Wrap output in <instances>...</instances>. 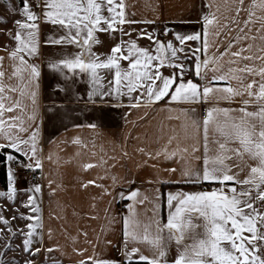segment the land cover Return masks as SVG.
Wrapping results in <instances>:
<instances>
[{
    "label": "crops",
    "instance_id": "crops-1",
    "mask_svg": "<svg viewBox=\"0 0 264 264\" xmlns=\"http://www.w3.org/2000/svg\"><path fill=\"white\" fill-rule=\"evenodd\" d=\"M209 2L210 0H125L126 12L133 14V19L155 23L124 25L125 30H131V36L122 39L136 40L140 47L154 48L155 45L147 38L139 37V30H144L162 42L172 41L179 47L175 40L176 33L182 35L200 33L201 40L187 41L185 46L203 49L205 39L203 17L210 11L206 6ZM211 2L214 6H219L221 13L227 17L223 21L225 25L236 20L238 11L241 20L247 19V14L240 10L245 5H250L255 9L252 18L256 22L254 26L249 25L250 30H247V34L249 37L264 35L259 31L264 26V19H260L264 17V12L258 9L260 0H244L243 4L236 0ZM21 8L22 5L12 15L10 42L8 44L0 42V71L4 73L3 77H0V85L5 89L2 94L5 98L2 101L5 122L10 116L21 117L24 127L31 129L33 125L28 123V117L33 114L37 117L35 121L38 125L37 147L42 163V168L38 172L41 179L34 182L21 177L16 179L14 184L18 191L25 193L26 202L29 186H41V193L37 194L41 209L37 215L41 217L43 226L40 230L42 242L35 245L39 248L37 257L41 258V262L34 260L33 263L53 264L55 261L57 264H80L81 261L96 257L123 264L125 219L128 220L129 232L137 236L136 240H128V248H135L138 254L152 259L154 257L152 246L143 239L145 228L150 233L149 239H152L156 236L157 227L152 220L159 221L161 226L167 223L169 212L175 210L169 209L167 205L168 195L211 193L221 187L219 183L202 180L199 183L186 181L183 176L186 168L200 169L202 172L204 158L202 126L199 130L194 127L191 116H186L184 110L195 109L196 116L203 121L210 104L172 102L169 97H165L154 104L142 103L139 107L133 108L129 106L127 96H121L119 102L115 96L101 100H96L95 97L89 99L87 93L91 91L92 84L86 75L83 77L77 75L74 79L65 80L49 70V61L59 60L66 53H74L76 49L73 46L46 44L49 36L58 37L63 34V30L43 19L38 22V52L31 57L25 55V60L29 64L37 65L40 72L39 77L30 83L26 71H16L22 69L19 55L15 59L11 57V53L17 48V42L13 37L19 29L15 21L24 19ZM35 11L41 12V9ZM166 29L168 34H165ZM222 31V28L218 30ZM235 35L238 33L233 25L230 36ZM97 36L100 43L94 45L93 50L102 56L110 54L112 47L120 39L119 36L113 38L110 33L103 32ZM208 40L209 53L218 49L224 51L226 38L217 35L213 39L209 34ZM251 43L253 41L250 38L243 45H234L229 51L237 52L240 47H246ZM255 43L258 48L264 45V41L259 39ZM186 55L190 56L191 53ZM203 55L202 50L201 59ZM179 62L188 69L184 75L185 81L202 83L195 75L194 57ZM245 64L260 68L264 66V61H242L232 67H243ZM127 68L128 61H121V69ZM173 71L165 67L162 74L168 76ZM14 72L16 75H13ZM101 72L102 86L107 88L114 75L106 70ZM22 75L24 79L20 78ZM208 75L211 78L212 73L209 72ZM261 79L259 76L248 75L243 82L252 83L255 80L258 83ZM232 85L236 88L241 86L236 80L232 81ZM216 86L227 85L220 82ZM12 88L16 91H11ZM254 89L258 92L256 85ZM30 92L36 94L35 109ZM243 99L252 98L245 94L231 100L220 99L214 106L232 109L230 115L238 119L241 116L239 109L245 107ZM13 101L19 103L14 106L13 112H8L7 108ZM255 110L252 103L247 106V111ZM93 124L96 126L93 127ZM20 136L27 138V132L20 133ZM0 143H5L3 137H0ZM228 147L238 148L239 144L231 143ZM165 153L168 155L165 156ZM243 161L245 164L243 171L233 168L234 172H239L240 180L248 178L250 168L258 165V161L250 159L247 154H244ZM227 162L232 163L231 160ZM113 178L118 181L115 187ZM223 187L227 193L229 187H236L239 191L254 185L226 182ZM134 190H138L136 201L142 203L136 202L134 211L128 212L126 205L134 202L114 197L121 191L128 195ZM255 206L260 211L258 202ZM26 213L30 214L29 209ZM189 215L194 229L189 231L185 244L193 243L192 236H196L197 239L203 238L204 233L203 218L195 212ZM28 222L26 220V223ZM242 234L250 235L246 231ZM162 235L167 244L166 260L163 264H175L183 245L177 246L174 240L167 241V230ZM50 248L54 249L51 253L47 251ZM138 254H134L133 258L138 259Z\"/></svg>",
    "mask_w": 264,
    "mask_h": 264
},
{
    "label": "snow or ice",
    "instance_id": "snow-or-ice-1",
    "mask_svg": "<svg viewBox=\"0 0 264 264\" xmlns=\"http://www.w3.org/2000/svg\"><path fill=\"white\" fill-rule=\"evenodd\" d=\"M32 2L41 9V12L32 9L30 0H23L20 11L24 19L15 21L19 29L13 37L17 42V48L11 53L14 59L19 55L22 69L16 71H26L30 83L39 77L40 72L37 65L29 64L25 60V55L31 57L38 52V22L43 19L63 30V34L58 37L49 36L46 44L73 46L76 49L74 53H66L59 60L49 61V70L65 80L74 79L77 75L81 77L86 75L92 84L91 91L87 93L89 99L95 97L96 100H101L115 96L119 102L121 96H127L129 106L133 108L139 107L142 103L154 104L165 97H169L172 102L210 104L203 121L196 116L195 109L184 110L186 116H191L194 127L199 130L202 126L204 158L202 172L200 169L186 168L183 176L186 181L199 183L202 180L219 183L221 187L214 189L211 193H170L168 195L167 205L169 209L175 210L169 212L167 223L161 226L159 221L152 220V223L157 225L156 236L152 239H149L150 233L145 228L143 239L152 246L154 251L152 259L138 254L135 248H128V240H136L137 236L129 232L128 220L125 219L126 264H145V262L146 264H163L166 260L167 248L162 235L165 230L168 232L167 241L174 240L177 246L183 245L175 264H264V253L261 251L264 248V213L258 211L255 206L257 202L264 205V66L256 68L245 64L243 67H232L242 61H264V55H261L264 53V45L258 48L255 43L257 39L264 41V35L249 37L247 34V30H250L249 25L254 26L256 22L252 18L255 15V9L245 5L240 11L245 12L248 18L241 20L238 11L236 20L225 25L223 21L227 17L221 13L220 7L214 6L210 0L206 5L210 11L203 17L205 37L203 49L200 47L191 49L185 46L187 41L201 40L200 33L183 35L176 33L175 40L179 44L177 47L172 41L165 43L155 35L139 30L140 38H147L155 45L154 48H144L140 47L136 40L122 39V37L131 36V30H125L123 26L140 23L154 24L155 21L133 19V14L126 12L125 0H32ZM236 2L243 4L244 0H236ZM258 9L264 12V0H260ZM233 25L238 35L230 36ZM221 28L223 31L218 32ZM259 31L264 33V26ZM101 32L110 33L113 38L120 37L110 54L103 56L93 50L94 45L100 43L97 34ZM165 34H168L167 29ZM209 34L213 39L217 35L227 39L224 51L219 49L211 53L207 51ZM250 38L253 43L240 47L237 52L229 51L234 45H243ZM202 50L203 59L200 56ZM193 57L196 61L195 75L202 81L201 84L184 80L188 69L179 61ZM123 60L128 61V68L122 70L121 61ZM165 67L174 71L165 76L162 74V69ZM101 70L114 75L113 81L107 88L102 86ZM209 72L212 73L211 78H209ZM3 75L4 73L0 71V77ZM13 75L16 73L14 72ZM248 75L259 76L262 79L258 83L255 80L252 83H244ZM20 78L24 79V76ZM233 80L239 82L241 86L234 87ZM220 82H224L227 86L217 87L216 85ZM254 85L258 87V92L254 89ZM4 91V87L0 85V137H3L5 141L0 143V152L4 148L14 150L18 155L8 154L5 160L9 164L17 163L27 171L36 172L42 168L37 147L38 125L35 124L37 117L34 114L28 117V123L33 125L31 129L24 127L21 117L10 116L5 122L2 102L5 99L2 95ZM11 91L15 92L16 89L12 88ZM245 94L252 99L242 100L245 107L239 109L241 116L238 119L230 115L232 109L214 106L220 99L231 100L236 96L243 97ZM29 95L35 109L36 94L30 92ZM18 103L19 101H13L7 111L13 112L14 106ZM250 103L256 108L255 111H247ZM22 132H27V138L20 136ZM235 142H238V148L228 147ZM244 154L258 161V165L250 168L248 178L240 180L239 172H234L233 168L239 171L244 170ZM167 155L168 153H165V156ZM229 160L232 161L231 164L227 162ZM15 175L9 166L8 195L5 198L12 203H15L17 192L14 188ZM113 179V187H115L118 181L116 178ZM226 182L254 185V187L242 188L239 191L236 187H229L225 193L223 186ZM39 193H41L40 185L29 186L28 200L22 206L29 209L30 214L13 217V219L29 221L26 229L12 231L8 219L0 213V222H3L10 230L13 240L17 236L22 237L23 250L30 256L38 255L39 248H35V245L42 242L40 230L43 226L41 217L37 215L41 209L37 195ZM137 196L138 190L131 191L128 195L121 191L114 199L133 201L134 203L126 205L128 212H133L134 204L142 203V201H136ZM193 212L198 213L205 221L203 238L197 239L196 236H192L193 243L185 244L189 231L194 229L189 215ZM245 231L250 235H243ZM13 250L19 251V246L14 249L11 241L6 242V247L0 251V264H18L15 258L4 259L6 254ZM53 250L47 249L49 253ZM134 254H138V259L133 258ZM25 264H32V262L25 261ZM53 264L57 262L54 261ZM80 264H119V262L91 257L87 261H81Z\"/></svg>",
    "mask_w": 264,
    "mask_h": 264
},
{
    "label": "rangeland",
    "instance_id": "rangeland-1",
    "mask_svg": "<svg viewBox=\"0 0 264 264\" xmlns=\"http://www.w3.org/2000/svg\"><path fill=\"white\" fill-rule=\"evenodd\" d=\"M21 7V3L19 0H0V42L4 44H8L10 42L12 36V15L16 11L17 8ZM15 9V11H13ZM17 164V163H14ZM13 166V164H9L7 162V168ZM21 177H18L20 179ZM7 186L5 188L0 186V213L4 218H7L12 231H20L21 229H26V220L24 219H13V217H18L20 215H27V208L23 207L22 204L25 203L26 197L25 193L22 191H18L15 186L14 188L17 190L15 203H12L10 200L5 197L8 195V186H9V176L6 178ZM261 213H264V205L259 204ZM11 241L13 244V248L15 249L19 246V251L13 250L9 251L4 257L5 260H15L18 264H25V261H31L34 264V260L41 262V258L37 257V255H27L25 254L22 246V237L17 236L15 240H13L10 235V230L5 227L3 222H0V251H2L6 247V242ZM37 248V246L35 247ZM262 253H264V248L261 249Z\"/></svg>",
    "mask_w": 264,
    "mask_h": 264
},
{
    "label": "built area",
    "instance_id": "built-area-1",
    "mask_svg": "<svg viewBox=\"0 0 264 264\" xmlns=\"http://www.w3.org/2000/svg\"><path fill=\"white\" fill-rule=\"evenodd\" d=\"M21 5H23V0H20ZM30 5L32 9L36 10L38 9L36 7V4L30 0ZM13 171L15 172V180L18 179V177L27 178L31 181L37 182L40 181V173L38 171L32 172L25 170L21 165L13 164L12 166Z\"/></svg>",
    "mask_w": 264,
    "mask_h": 264
},
{
    "label": "trees",
    "instance_id": "trees-1",
    "mask_svg": "<svg viewBox=\"0 0 264 264\" xmlns=\"http://www.w3.org/2000/svg\"><path fill=\"white\" fill-rule=\"evenodd\" d=\"M190 72L193 75V71H192V67L191 66H190ZM8 153H11L13 155H18L17 153H15L14 151H12V150H10L8 148H4L2 150V152H0V185L3 188H5L7 186L6 178L8 176V168H7V161L5 160V156ZM19 158L22 159V157H19ZM123 264H126V261Z\"/></svg>",
    "mask_w": 264,
    "mask_h": 264
}]
</instances>
